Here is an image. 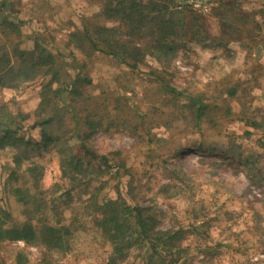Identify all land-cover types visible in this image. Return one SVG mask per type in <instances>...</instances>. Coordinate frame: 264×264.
Listing matches in <instances>:
<instances>
[{
	"label": "rangeland",
	"instance_id": "1",
	"mask_svg": "<svg viewBox=\"0 0 264 264\" xmlns=\"http://www.w3.org/2000/svg\"><path fill=\"white\" fill-rule=\"evenodd\" d=\"M8 1L11 15L22 21L23 47H31L39 35L67 67L73 65L76 71L82 67L91 77L87 93L106 90L110 96L106 103L118 98L121 104L115 121L90 140L93 148L109 157L110 166L103 165L104 173L71 197L63 193L69 183L60 179L52 143L25 155L12 146L0 149V206L10 211L12 222L22 223L32 209L17 200L14 188L20 187L48 200L50 206L41 207L40 217L52 225L72 224L74 230L67 252L23 240L0 242V264H104L111 245L91 218L94 204L87 200L92 194L98 201L121 196L132 204L153 205L161 229H192L187 236L191 237L188 259L195 264H264V48L256 52L240 42L226 47L192 42L161 73L150 59L132 69L102 52L90 56L68 44L71 30L94 15L103 0ZM189 2L205 13L209 32L218 37L211 5ZM260 35L264 45V29ZM3 38L12 40L0 34V43ZM231 51L235 56H228ZM165 82L181 91L203 93L209 107L200 126L182 104L178 108L179 103L164 93ZM40 83L37 77L14 88L0 86V96L11 108L32 114ZM234 86L236 95L229 96L227 89ZM137 110L147 113L144 127L138 123ZM144 128L161 141L149 146ZM22 133L30 141H40L34 116L24 122ZM245 158L257 161L245 164ZM33 164L43 169L30 171ZM142 257L135 250L129 260L140 264Z\"/></svg>",
	"mask_w": 264,
	"mask_h": 264
},
{
	"label": "trees",
	"instance_id": "2",
	"mask_svg": "<svg viewBox=\"0 0 264 264\" xmlns=\"http://www.w3.org/2000/svg\"><path fill=\"white\" fill-rule=\"evenodd\" d=\"M189 1L103 0L102 7L97 8L99 13L95 12L71 30L68 44L90 56L102 52L132 69H138L150 59L156 63L154 69L158 73L162 67H170L180 49L192 42H215L225 47L240 42L248 51H261L264 0H199L211 5V14L218 20V37L209 32L205 13ZM255 3L260 5L251 8L250 4ZM11 7L8 0H0V34L12 37V40L3 38L0 43V86L14 88L37 77L41 78V83L39 100L32 114L21 107L11 108L4 96H0V149L12 146L22 149L25 155L34 147L52 143L58 154L60 179L69 183L63 193L71 197L78 188L88 185L91 178L103 174V165L110 166L109 157L93 148L90 140L96 131L115 121L121 100L114 98V102L106 103V98L110 97L106 90L99 95L87 93L91 77L82 67L78 71L73 65L67 67L39 35L33 39L31 47H23L22 21L11 15ZM231 52L228 56H235L236 51ZM71 55L76 59L74 52ZM163 90L179 103L178 108L182 104L184 112L200 126L209 107L203 93L181 91L166 82ZM236 92V86L227 89L229 96H235ZM95 97H101L100 102H96ZM30 116H34V126L39 127L40 141H30L22 133L23 124ZM137 117L144 127L147 113L137 110ZM144 131L149 146L161 141V137L148 128ZM256 161L244 159L245 164L250 162V165ZM39 169H43V165L29 166L30 171ZM40 178H36L37 183ZM14 194L18 201L31 205L32 209L25 221L13 223L10 211L0 206V242L23 240L47 250L69 251L72 224L52 225L40 217L41 207L50 206L47 199H38L20 187L14 188ZM96 198L92 194L87 202L94 204L91 218L104 241L111 245L104 264H135L129 260L135 250L143 254L140 264H195L188 259L191 237L187 236L192 229L186 226L161 229L157 226L158 212L153 205L132 204L121 196L100 201ZM45 257L44 254L43 260Z\"/></svg>",
	"mask_w": 264,
	"mask_h": 264
},
{
	"label": "crops",
	"instance_id": "3",
	"mask_svg": "<svg viewBox=\"0 0 264 264\" xmlns=\"http://www.w3.org/2000/svg\"><path fill=\"white\" fill-rule=\"evenodd\" d=\"M264 48V45H262L261 50ZM264 58V57H263Z\"/></svg>",
	"mask_w": 264,
	"mask_h": 264
}]
</instances>
